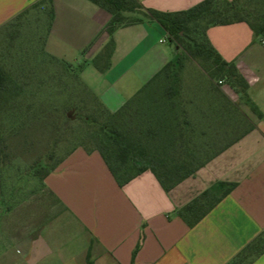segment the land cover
<instances>
[{
  "label": "crops",
  "instance_id": "crops-1",
  "mask_svg": "<svg viewBox=\"0 0 264 264\" xmlns=\"http://www.w3.org/2000/svg\"><path fill=\"white\" fill-rule=\"evenodd\" d=\"M38 1L0 0V28ZM139 1L145 8L180 11L202 0ZM52 5L45 52L71 64L85 62L82 77L89 71L99 84L95 93L111 111L175 58V43L154 19L110 35V13L90 0ZM207 35L236 64L250 100L264 115V40L244 21L210 26ZM110 37L111 64L101 71L93 60ZM252 117L250 129L169 190L150 169L119 185L100 152L84 147L41 178L37 192L0 177V264H228L264 231V117ZM223 119L228 118L197 120L198 139H217ZM230 183V191L190 226L193 199L204 191L218 197ZM26 192H33L28 200ZM251 264H264V253Z\"/></svg>",
  "mask_w": 264,
  "mask_h": 264
},
{
  "label": "rangeland",
  "instance_id": "rangeland-1",
  "mask_svg": "<svg viewBox=\"0 0 264 264\" xmlns=\"http://www.w3.org/2000/svg\"><path fill=\"white\" fill-rule=\"evenodd\" d=\"M241 2L264 20V0ZM190 26L188 39L202 41V27L196 22ZM48 28L49 15L42 6L31 8L0 28V68L6 75V88L0 95V177L26 189L31 186L33 192L38 190L40 177L69 152L77 147H98L99 126L110 118L133 136H147L153 141L151 144L163 142V134L147 132L144 104L136 116L127 107L114 117L95 93L99 84L89 71L83 78L79 68L51 58L44 50ZM172 46L175 50L176 45ZM177 51L181 66L173 68L171 78H159V83L180 89L182 101L189 108L181 120L196 116L195 107L188 102L218 101L225 96L236 108L232 111V130L218 141H206L208 147L192 157L194 167L246 131L249 118L255 114L245 103L240 86L212 76L209 62L191 56L181 46ZM29 193L23 196L26 200Z\"/></svg>",
  "mask_w": 264,
  "mask_h": 264
},
{
  "label": "trees",
  "instance_id": "trees-1",
  "mask_svg": "<svg viewBox=\"0 0 264 264\" xmlns=\"http://www.w3.org/2000/svg\"><path fill=\"white\" fill-rule=\"evenodd\" d=\"M90 1L110 13L111 18L105 28L110 35L119 27L138 23L144 19L158 21L168 32L169 37L175 43L177 49L181 46L191 56L209 62L210 68L208 71L212 76H220L229 81L232 86H240V92H243L242 97H244L245 103L249 105L251 111L259 118L264 117L256 104L250 100L247 93L248 82L236 64L225 60L214 48L207 35V29L210 26L244 21L249 24L255 37L264 40V20H260L258 15L249 7L246 8L241 2L242 0H202L190 8L180 11H160L145 8L139 0ZM37 6H42L46 10V13L49 15L50 24L54 15L52 0H39L31 8ZM28 11H25L23 14ZM192 22H196L202 27L200 31L202 41L188 39V32L191 30L190 24ZM114 46V39L110 37L93 60V64L101 71L109 68ZM50 57L65 65L77 67L79 71H82L85 65V62L71 64L52 56ZM181 63V58L177 51L175 58L169 61L121 109L111 111L104 106L114 117H117L119 111L127 107L133 110V116H136L139 114L141 105L144 104L146 106L147 132L151 134H163L162 143L151 144L153 141L147 136L144 138L138 135L133 136L122 130L112 118L99 126V133L97 134L98 147H85V149L89 152L92 150H98L100 152L119 185L125 184L130 179L150 169L156 175L161 185L166 190H169L185 178L193 175L199 167L232 144L240 136L230 140L229 143L209 156L206 160L200 161L194 167L192 166V157L196 155L195 153L199 152V150L201 151L203 147H208V143L206 142L208 140L198 139L199 135L196 133H198L200 126L197 124V120L200 118H208L212 115H217L221 118L227 117V120L223 119L221 122L223 125V134L226 136L233 128L234 118L232 111L236 108L225 96V99L218 101L188 102L189 105L195 107L196 116L191 120L189 119L190 117L181 120V116L188 114L187 109L189 108L186 107V101H182L183 98H181L180 89L159 83V78H171L173 68L176 66L180 67ZM5 81V72L0 68V95L6 88ZM215 91L216 89L213 92ZM217 93L220 92L217 91ZM251 127L252 123L250 122V127L247 129ZM219 138L221 139V135L211 141H218ZM153 139L156 140L157 138L154 136ZM190 142L193 143V146ZM160 147L162 152H159ZM62 160L49 168L40 178H44ZM234 184L230 183V187L218 197H211L208 191H204L201 195L194 198L192 205L195 208L192 212L191 219L188 221L189 225L192 226L199 221L200 218L230 191ZM142 238L143 235H141V240ZM140 244V242L137 244L133 255L138 251ZM262 253H264V231L245 245L228 264H251Z\"/></svg>",
  "mask_w": 264,
  "mask_h": 264
}]
</instances>
